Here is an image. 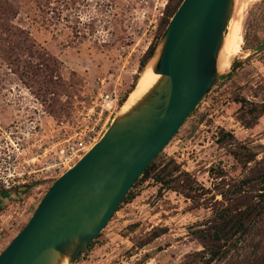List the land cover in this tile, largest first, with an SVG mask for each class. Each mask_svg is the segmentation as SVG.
Masks as SVG:
<instances>
[{"label": "rangeland", "instance_id": "1", "mask_svg": "<svg viewBox=\"0 0 264 264\" xmlns=\"http://www.w3.org/2000/svg\"><path fill=\"white\" fill-rule=\"evenodd\" d=\"M180 2L0 0V28H19L29 40L13 66L0 54V255L120 114L153 67ZM240 2L226 29L231 21L244 25L235 68L219 74L150 177L131 189L74 264H264V220L212 262L208 253L219 243L205 239L226 216L263 200L257 195L264 192V53L242 61L264 45V0L243 12ZM151 46L156 56L142 70ZM104 91L113 97L116 91L120 101L98 116L92 108L100 109ZM82 141L87 148L74 154Z\"/></svg>", "mask_w": 264, "mask_h": 264}, {"label": "water", "instance_id": "2", "mask_svg": "<svg viewBox=\"0 0 264 264\" xmlns=\"http://www.w3.org/2000/svg\"><path fill=\"white\" fill-rule=\"evenodd\" d=\"M234 2L182 1L152 67L160 79L56 180L0 264L75 263L214 86ZM262 53L264 45L242 63Z\"/></svg>", "mask_w": 264, "mask_h": 264}, {"label": "trees", "instance_id": "3", "mask_svg": "<svg viewBox=\"0 0 264 264\" xmlns=\"http://www.w3.org/2000/svg\"><path fill=\"white\" fill-rule=\"evenodd\" d=\"M182 1L183 0H181L178 6L182 3ZM177 9L178 7H176L174 12L170 15L169 20L166 21L165 28H167L171 18L173 17ZM0 29H2L3 34L5 35V38L0 37V54L6 59L7 62H9L10 66H13L14 62L17 59L15 57V54L20 50L22 51L23 47L29 42V40L25 32L20 30L19 28L8 26L3 23ZM165 31L166 29H164L163 33H165ZM155 55L156 48L154 46H151L148 50L146 60L141 62L142 70L146 67V61L148 59H152ZM124 101L125 99L122 102ZM254 108L256 111L258 110L257 107ZM259 113H264V105L260 106ZM155 159L150 163V165L145 169L144 173L136 181L133 186L134 188L138 184H140V182L145 181L150 177L154 167ZM262 191H264V189H262ZM257 196L263 198V200L254 199L245 210L239 211L237 215L234 214L230 217L226 216L227 218L223 220V222L219 226V230L215 231L214 235L209 234L205 236V239H213L215 242L219 243L216 246V250H212L210 253H208L210 255V257L207 259L208 262H212L220 254H227V252H229L232 247H237L238 243L250 237V235L256 229L257 224L264 220V204H262L264 203V192L258 194ZM130 197L131 193L128 194V196L122 201L117 210H119L123 203L128 202Z\"/></svg>", "mask_w": 264, "mask_h": 264}, {"label": "bare ground", "instance_id": "4", "mask_svg": "<svg viewBox=\"0 0 264 264\" xmlns=\"http://www.w3.org/2000/svg\"><path fill=\"white\" fill-rule=\"evenodd\" d=\"M259 1L261 0H241V12ZM243 26L244 25H242L240 20L234 22L231 21L229 24L218 59V71L220 73L230 70L233 61L242 53V45L244 42ZM246 56H248V54H246ZM159 79L160 76L155 74L152 67L149 66V68L142 74L136 87L129 94L125 103L121 107L120 113L124 114L129 111L157 83Z\"/></svg>", "mask_w": 264, "mask_h": 264}, {"label": "built area", "instance_id": "5", "mask_svg": "<svg viewBox=\"0 0 264 264\" xmlns=\"http://www.w3.org/2000/svg\"><path fill=\"white\" fill-rule=\"evenodd\" d=\"M100 103H98L96 106L98 111L96 112V107L92 108V111L95 112V115L101 116L103 115L106 111L112 113V111L116 110L118 105H119V97L117 96L116 91H114V97L113 94H109L107 92H101L100 93ZM73 140V138L71 139ZM80 147L77 148V150H75L74 148H71L72 152H74V154L77 152H80L82 150H85V148H87V145L82 141L81 143L78 144Z\"/></svg>", "mask_w": 264, "mask_h": 264}]
</instances>
